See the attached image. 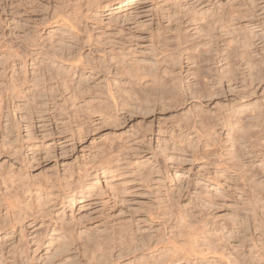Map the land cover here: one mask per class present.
Listing matches in <instances>:
<instances>
[{"label": "rangeland", "instance_id": "obj_1", "mask_svg": "<svg viewBox=\"0 0 264 264\" xmlns=\"http://www.w3.org/2000/svg\"><path fill=\"white\" fill-rule=\"evenodd\" d=\"M30 103L42 112L19 130ZM1 121L0 201L35 181L55 211L0 246L52 235L60 220L90 236L75 235L81 251L58 264L120 231L137 261L168 244L186 251L191 232L189 264H237L257 233L251 177L264 182V0H0ZM47 246L31 264H47Z\"/></svg>", "mask_w": 264, "mask_h": 264}, {"label": "bare ground", "instance_id": "obj_2", "mask_svg": "<svg viewBox=\"0 0 264 264\" xmlns=\"http://www.w3.org/2000/svg\"><path fill=\"white\" fill-rule=\"evenodd\" d=\"M53 58L54 60H59L62 65L65 64L72 65L76 62V60H78V57L75 56H70V57L56 56ZM37 62H38L37 60H33L34 66L38 65ZM39 69L40 68L38 67V70ZM69 74L71 76L72 73L70 72L66 73L67 78L69 77ZM51 76L52 73L48 77L50 78ZM47 78H45V76L38 78L36 81L37 86H39V83H45L46 81H48ZM62 80L66 82L63 77L61 78V83ZM17 82L18 80L14 78L12 89L14 91L15 96L24 94L23 91L18 86V84L20 83ZM23 97L26 100L28 96L24 94ZM35 105L37 104L30 103V105H27L28 106L27 108L23 107L26 109H24V115L21 114L22 122H17V121L15 122V125L19 128V130L22 128L20 127L21 124H23V126L26 127L28 131H31L32 129L31 114L32 113L40 114L42 112V110H40L41 107L36 108ZM21 110L23 109L21 108ZM7 129L8 126L4 125L3 121H1L0 130L5 132ZM78 132L80 133L81 131ZM78 136L81 137V135ZM46 147H48V145ZM261 171H260L262 173L261 176L263 177L264 169H262ZM26 174L28 177L27 169L23 171V175ZM256 175L254 174L253 177H251V179L252 178L253 179H252V183L250 184L251 186H250V194L248 197V203L251 214L250 219L252 221L251 223H253L251 224L253 227L252 229H254L255 232L258 233V235L256 233L253 234V236L251 237L252 239L251 241L253 245L252 248H250V258H247L245 255H240L237 260L238 261L237 264H264V233H262V221L264 220V182L261 181L262 178L260 177L258 178V180L257 178L254 179V176ZM243 177H245V174H243ZM78 184L79 185L76 186H74L73 184L67 186V188L63 192L62 202L66 203L68 198H77L79 194L83 193V189L85 187L83 182H79ZM48 193H49V186L47 187L46 184L32 181L31 183L28 182L23 184L22 192L16 190L14 193L6 195L0 201V234L1 233H4V235L7 234L10 240L12 239L13 241V237L15 239L16 235H20L22 227L25 226L24 225L25 222H29V223L32 222L31 224L33 223L36 224L40 221H44L47 218H49L52 215V211H55V208L52 206L51 208L52 211L46 210L45 209L46 203L41 199V197L44 196V194H48ZM90 198L91 197L89 194H84L81 198L79 197V199H77L76 202L78 201L80 203H83L89 201ZM32 199H38V205L35 206L34 209L32 204L30 203ZM57 224H59L60 226L59 228L54 229L51 232L52 235L47 234L44 238H41L39 237L40 235H38L36 239L34 238L27 242H24L23 240H19V241L17 240L16 242H14V244L12 242L7 247L0 246V264L3 263L4 261H7V259H3V253L6 248H9L10 259H12V262L10 263L5 262V264H31L29 254L32 253L36 254L40 252V250H43L46 244L48 245L47 246L48 248H46V250H48L49 248H52L54 250V253H52V258L48 260L47 264H58V262L66 261V259L68 260L70 257L73 256L72 255L73 250L80 252L81 248L78 247V242L76 240L75 235L78 234V236L80 237H89L90 235L85 233V231L78 233L79 232L78 230H82V229H78L77 231H75L74 228L67 227L64 224V221L60 222V220H58V222L54 220L52 226L55 227V225ZM19 229L20 232L18 233ZM246 229H247V225L245 220L243 219L242 231H241L243 233L242 246H244V244L246 243V237H247ZM193 235L191 236V232H189V237L185 241L186 243L189 244L188 246H186L187 247L186 251L185 248H182L181 246H175V244H168L157 250L159 255H156L151 252L152 253L151 258L149 257L146 260L144 258V260L137 261V259H140L137 256H134L133 258H129L131 255H134L135 253V251H133L134 241L128 242L127 236L124 234V231H120L118 232V234H116L115 237L111 239H105L102 237L95 238L96 248H94L90 252L91 254L89 255H85V254L80 255L77 264H82L83 261H86L87 264H180V262L183 261L189 264L191 263V261L188 260V258L191 259L189 254H191V237H193ZM194 241L195 240H193V242ZM125 259H129V260H127V262L125 261L126 262L125 263L124 262ZM132 260H134V262ZM66 264H76V262L75 263L68 262Z\"/></svg>", "mask_w": 264, "mask_h": 264}]
</instances>
